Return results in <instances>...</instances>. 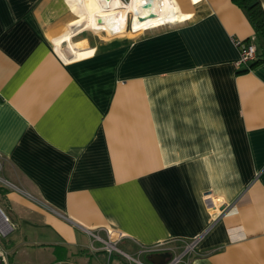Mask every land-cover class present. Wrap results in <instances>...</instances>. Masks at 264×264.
Wrapping results in <instances>:
<instances>
[{
	"label": "crops",
	"instance_id": "0c3cea01",
	"mask_svg": "<svg viewBox=\"0 0 264 264\" xmlns=\"http://www.w3.org/2000/svg\"><path fill=\"white\" fill-rule=\"evenodd\" d=\"M132 1L0 0V155L19 187H0V264H126L89 248L104 228L131 255L199 237L189 264H264V64L234 43L252 25L232 0Z\"/></svg>",
	"mask_w": 264,
	"mask_h": 264
},
{
	"label": "built area",
	"instance_id": "2783aa9c",
	"mask_svg": "<svg viewBox=\"0 0 264 264\" xmlns=\"http://www.w3.org/2000/svg\"><path fill=\"white\" fill-rule=\"evenodd\" d=\"M125 1V0H124ZM144 27H140L138 29H132L134 31H139L144 29ZM235 45L238 47L239 51V60L238 63H249L252 61L256 56V47L253 42L250 41H244L240 39H234ZM3 166H4V158L2 155H0V187H9L19 190V187H17L14 183H12L9 179H7L3 174ZM208 206L210 208H217L216 203H213L211 199H208ZM105 229V237L100 236L99 234L93 233V237L96 240L101 241L103 245V249H106L109 253L114 251L119 252L121 256L127 258L130 263L129 264H147L140 260L139 255L143 253L147 254H153L156 252H170L172 254L171 258L166 261L164 264H189L190 258L192 254L195 251V245L199 239V237L194 238L190 241H185L184 248L178 252L179 249L176 244H174V240H165L156 242L150 245H142L140 248V252L136 255H130L121 249L118 248L119 241L126 236L124 233L120 231H115L110 228H104ZM13 230V226L0 206V237H6L11 231ZM95 249V248H94Z\"/></svg>",
	"mask_w": 264,
	"mask_h": 264
},
{
	"label": "trees",
	"instance_id": "16d2710c",
	"mask_svg": "<svg viewBox=\"0 0 264 264\" xmlns=\"http://www.w3.org/2000/svg\"><path fill=\"white\" fill-rule=\"evenodd\" d=\"M238 5L254 29V39L246 40L253 42L256 47V56L249 62L248 68L257 64H264V8L258 0H232Z\"/></svg>",
	"mask_w": 264,
	"mask_h": 264
},
{
	"label": "rangeland",
	"instance_id": "374dc122",
	"mask_svg": "<svg viewBox=\"0 0 264 264\" xmlns=\"http://www.w3.org/2000/svg\"><path fill=\"white\" fill-rule=\"evenodd\" d=\"M88 1H91V3H93V4L99 5V0H83L84 3H88ZM122 1H124V0H122ZM122 1L121 0H112V3L114 5H118V4H122L123 3ZM127 1L128 0H125L124 2H127ZM87 6L91 7L90 5H87ZM132 19H133V17H129V23H128L127 30H126V32H128V33H134V32H136V31L132 30L134 28V27H132V24H131L132 23ZM101 33H102L101 35L104 36V37H112L114 35L123 34V32H117V33L112 34V33L106 32V31L101 32ZM0 206L2 207V209L4 210V212L6 213V215L8 216V218H9V220H10L12 226H13V230L7 235L9 237L13 233L15 226H14V222H13V219H12V216H11V212L9 211L8 207L6 206V202H5V190L4 189H1V188H0ZM95 241H96V239L94 238V240L92 241V244L89 246V248L91 250L96 251L98 249H101V250H104L107 254H114V253L116 254L117 253L118 255H121V254H119V252L114 251V250L109 253L106 249H103V245L100 246V247H97L96 244L94 243ZM3 243H4V241H0V247H1V244L3 245ZM118 248L121 249L120 246H119V243H118ZM178 248L179 249H177V250H179L178 252H180L184 248V244H183V246L180 245ZM122 251H124V250H122ZM124 252H126V251H124ZM126 253H128V252H126ZM133 256H136V254H134ZM121 257H123V256H121ZM139 258L141 260V257H139ZM123 259H124V261H126V264H129L130 263V261L127 258L123 257Z\"/></svg>",
	"mask_w": 264,
	"mask_h": 264
},
{
	"label": "bare ground",
	"instance_id": "6f19581e",
	"mask_svg": "<svg viewBox=\"0 0 264 264\" xmlns=\"http://www.w3.org/2000/svg\"><path fill=\"white\" fill-rule=\"evenodd\" d=\"M76 3H78V4H77L78 8H79L80 10L84 11L85 13L88 12V9H89V8H91V7L87 6V5L83 2V0H77ZM131 5H133V7H136V6L138 5L137 0H133L132 3H131ZM97 8H98V7H97ZM107 8H109V7H107ZM137 14H138V19H139V12H138V11H137ZM170 20L172 21V18H169V19H168V21H170Z\"/></svg>",
	"mask_w": 264,
	"mask_h": 264
},
{
	"label": "water",
	"instance_id": "95a60500",
	"mask_svg": "<svg viewBox=\"0 0 264 264\" xmlns=\"http://www.w3.org/2000/svg\"><path fill=\"white\" fill-rule=\"evenodd\" d=\"M151 3L148 1L144 6H146V5H150ZM151 255H154V254H151ZM161 255L163 256V257H167L168 259H170L171 258V256H172V254L170 253V252H164V253H161ZM166 262V261H165ZM164 262V263H165Z\"/></svg>",
	"mask_w": 264,
	"mask_h": 264
}]
</instances>
